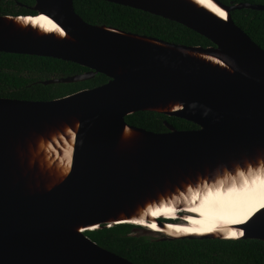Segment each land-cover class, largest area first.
<instances>
[{
  "label": "water",
  "instance_id": "1",
  "mask_svg": "<svg viewBox=\"0 0 264 264\" xmlns=\"http://www.w3.org/2000/svg\"><path fill=\"white\" fill-rule=\"evenodd\" d=\"M32 1L29 10L47 16L64 38L20 32L6 20L16 16H0V53L87 69L42 85L77 83L97 74L107 81L50 101L0 98V264H132L98 247L84 232L144 227L141 221L149 223L148 229L151 224L193 227L198 214L192 209L198 206L195 194L183 193L184 187L194 185L196 193H205L221 186L228 172L264 164V50L229 16L240 9L264 11V5L224 6L210 0L225 13L220 20L186 0H100L181 25L212 45L201 48L86 24L74 13L73 0ZM200 54L223 68L195 56ZM170 104L177 110L170 111ZM135 112L175 117L196 129L177 131L164 123L166 132L152 133L124 122ZM72 123L63 175L59 164L49 167L53 162L39 166L33 161L28 168V145L52 142L61 134L66 138L63 127ZM124 129L129 136L121 142ZM160 202L133 222L138 210ZM238 226L244 233L238 240L264 241V212ZM150 230L161 236L158 241H232L171 239Z\"/></svg>",
  "mask_w": 264,
  "mask_h": 264
},
{
  "label": "trees",
  "instance_id": "2",
  "mask_svg": "<svg viewBox=\"0 0 264 264\" xmlns=\"http://www.w3.org/2000/svg\"><path fill=\"white\" fill-rule=\"evenodd\" d=\"M224 6L264 5V0H216ZM32 0H0V16H32ZM74 13L86 24L106 26L123 32L155 38L183 46L212 47L196 33L150 14L100 0H73ZM230 19L254 44L264 50V11L247 9L229 12ZM87 69L51 58L0 53V98L23 101H50L104 84L100 74L70 84L42 85L50 79L79 75ZM132 127L152 133L166 132V125L177 131L196 127L175 117L154 112H135L124 118ZM129 225H117L84 236L132 264H264V241L257 240H174L158 241L128 236Z\"/></svg>",
  "mask_w": 264,
  "mask_h": 264
},
{
  "label": "bare ground",
  "instance_id": "3",
  "mask_svg": "<svg viewBox=\"0 0 264 264\" xmlns=\"http://www.w3.org/2000/svg\"><path fill=\"white\" fill-rule=\"evenodd\" d=\"M186 1L194 5L195 7L202 9L205 12L211 14L212 16H215L220 20H224L225 15L224 16L219 15V13L213 10V8L207 6V2L202 3L201 0H186ZM210 3L213 4L211 1ZM216 8L218 7L216 6ZM11 17H15V16H11ZM18 17H22L23 19H17ZM9 18L10 17H7L6 20L10 21L17 28L16 30L20 32L30 30L34 33V36H47V37L49 36L57 40L64 38V34L50 21V19L47 18V16H45L40 12L35 14L34 16H16L15 18H11V19ZM195 56L201 58L202 60H205L206 62L211 63L212 65L218 66L221 69L223 68V66L217 61V59L211 56L202 55V54ZM167 108H171L170 111L177 110V107H172V104H170ZM74 125L75 124L72 123L70 126L63 127V131L66 134V138L65 137L60 138L62 135L61 134L57 136V138L53 137L52 142L51 141L48 142L45 140L44 141L36 140L32 145L31 144L28 145L26 151V157L28 159V164H27L28 168H30V165L33 161H35L39 166L41 164L47 166V163L53 162L54 165H51L49 167H52L54 169L56 166L58 167L59 164L60 172H58V174L62 176L68 167L67 165L72 148L71 138L73 134ZM126 136L127 137L129 136V131L124 129L121 134L120 141L123 142V139ZM127 142L133 143L130 140H128ZM17 150L19 155L23 153V149L20 148V145L17 147ZM22 168L24 170V163H22ZM244 171L246 172L238 171L235 172L234 174H232L231 172L224 174V177L221 181V186H215V189L211 190V192L213 193V198L209 200L207 203L204 202V197L205 195H207L210 189H207L208 192L205 193H196L199 190L198 187L194 185L193 186L189 185L184 187L183 193L185 192V194H191V193L195 194L193 196V200H194L193 202L196 203L198 209H200L199 211H196L198 214L197 220H193L195 226L190 228L188 227L185 228L186 226L176 227L174 224V225L159 227L155 224H151L149 228L156 231L158 230L159 232L163 233L165 236L171 239H176V238L180 239L185 237L201 238L204 236L226 239L224 237V234L229 232L230 230H236L239 233L241 230L238 225L240 224L238 225L227 224L225 221L230 218L242 217L244 214L248 212V210L255 207L258 203L264 200V184L261 183V181H264V164L260 163L257 166H252V165L248 166L246 169H244ZM24 179L28 188L30 190H33L34 188L31 179L27 178V176ZM179 191H181V189ZM217 191H219L220 193L219 197L215 195ZM173 194H178V193H173ZM165 197L170 198L171 196H165ZM162 203L163 202L154 203L153 205L146 206V208H144L143 210L142 209L138 210L139 207H137L136 209L138 210V212L136 213L137 215L133 217V222L136 223L140 214L142 213L145 214L150 209H153V207L159 208L158 206L161 205ZM201 204H204L203 208H201ZM160 207L166 208V206L164 205ZM163 208L160 210L162 211ZM167 212H164L163 214H166ZM262 212H264V207H261L258 211H255L249 217V219H247L246 224L251 220H253L255 216H257V214ZM190 216L191 215H187L186 217H190ZM196 221H198V223ZM210 224L216 225L214 231L210 233L201 231V229H203L204 227ZM147 225H149V223L146 222L143 223L141 221V226L147 228L146 227ZM185 230H189V231H185ZM240 237L241 236H238V238H227V239L236 241Z\"/></svg>",
  "mask_w": 264,
  "mask_h": 264
},
{
  "label": "snow or ice",
  "instance_id": "4",
  "mask_svg": "<svg viewBox=\"0 0 264 264\" xmlns=\"http://www.w3.org/2000/svg\"><path fill=\"white\" fill-rule=\"evenodd\" d=\"M201 2H202V3L207 2V6L210 7V8H213V10L217 11V12L219 13V15H221V16H224V15H225V13H224L222 10H220L219 8H216L215 5L211 4V3H210V0H201ZM41 19H43V18H41ZM49 23H51V22H49ZM53 27H54V25H53ZM230 191H231V190H230ZM215 195H216L217 197H219V195H220L219 191H217ZM212 198H213V193H212L211 191H209V192L207 193V195H205V197H204V202L207 203V202H208L209 200H211ZM203 207H204V204H201V208H203ZM260 208H261V207H255L254 210H252L250 214L246 215V216L242 219V223L246 222V220H247V219H248V218H249V217H250L255 211H258ZM199 210H200V209H192V211H199ZM196 222L198 223V221H196ZM185 231H189V230H185ZM213 231H214V230H213ZM229 232L238 233L236 230H230ZM208 233H210V232H208ZM242 235H244V233H243V231H240V232L238 233V236H242ZM238 236H237V238H238Z\"/></svg>",
  "mask_w": 264,
  "mask_h": 264
},
{
  "label": "clouds",
  "instance_id": "5",
  "mask_svg": "<svg viewBox=\"0 0 264 264\" xmlns=\"http://www.w3.org/2000/svg\"><path fill=\"white\" fill-rule=\"evenodd\" d=\"M17 19H23L22 17H18ZM262 184H264V181H261ZM255 207H264V200H262L260 203H258ZM251 208L250 210H248V212L246 214H244L242 217H237V218H230L227 219L225 222L227 224H241L242 223V219L251 213L252 210H254V208ZM216 225L215 224H210L206 227H204L203 229H201V231L204 232H212L215 229ZM238 233H234V232H227L224 234V237L227 238H237Z\"/></svg>",
  "mask_w": 264,
  "mask_h": 264
},
{
  "label": "flooded vegetation",
  "instance_id": "6",
  "mask_svg": "<svg viewBox=\"0 0 264 264\" xmlns=\"http://www.w3.org/2000/svg\"><path fill=\"white\" fill-rule=\"evenodd\" d=\"M159 221L162 222V223H176L177 222V219H171V220H162V219H160ZM130 229L144 231V232L148 233L149 236L152 235V236H156L158 238L161 237L158 234L153 233L151 230L149 231V229L144 228V227H133V226H130Z\"/></svg>",
  "mask_w": 264,
  "mask_h": 264
},
{
  "label": "rangeland",
  "instance_id": "7",
  "mask_svg": "<svg viewBox=\"0 0 264 264\" xmlns=\"http://www.w3.org/2000/svg\"><path fill=\"white\" fill-rule=\"evenodd\" d=\"M32 7V6H31ZM30 7V8H31ZM129 234L131 235V236H136V237H138V236H141V237H145V238H147V239H150V240H158L159 238L158 237H156V236H149L148 235V233H146V232H144V231H141V230H134V229H130V231H129Z\"/></svg>",
  "mask_w": 264,
  "mask_h": 264
}]
</instances>
